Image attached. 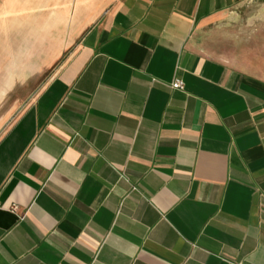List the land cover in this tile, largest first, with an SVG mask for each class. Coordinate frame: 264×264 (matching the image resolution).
<instances>
[{"label":"crops","instance_id":"crops-1","mask_svg":"<svg viewBox=\"0 0 264 264\" xmlns=\"http://www.w3.org/2000/svg\"><path fill=\"white\" fill-rule=\"evenodd\" d=\"M253 1L0 0V264H264Z\"/></svg>","mask_w":264,"mask_h":264},{"label":"rangeland","instance_id":"rangeland-1","mask_svg":"<svg viewBox=\"0 0 264 264\" xmlns=\"http://www.w3.org/2000/svg\"><path fill=\"white\" fill-rule=\"evenodd\" d=\"M202 44L213 57L233 61L244 55L249 64L262 65L264 1L239 6L227 19L203 30Z\"/></svg>","mask_w":264,"mask_h":264},{"label":"built area","instance_id":"built-area-1","mask_svg":"<svg viewBox=\"0 0 264 264\" xmlns=\"http://www.w3.org/2000/svg\"><path fill=\"white\" fill-rule=\"evenodd\" d=\"M172 87L174 89H183L184 88V83L182 82V80L180 79H176L173 84H172Z\"/></svg>","mask_w":264,"mask_h":264}]
</instances>
